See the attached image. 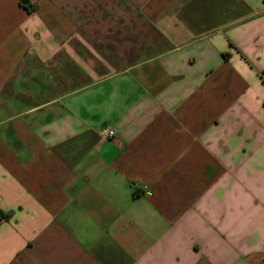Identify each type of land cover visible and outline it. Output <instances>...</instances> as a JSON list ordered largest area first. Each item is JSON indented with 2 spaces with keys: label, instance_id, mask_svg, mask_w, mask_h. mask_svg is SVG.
Returning <instances> with one entry per match:
<instances>
[{
  "label": "crops",
  "instance_id": "1",
  "mask_svg": "<svg viewBox=\"0 0 264 264\" xmlns=\"http://www.w3.org/2000/svg\"><path fill=\"white\" fill-rule=\"evenodd\" d=\"M27 3L0 0V264H264V0Z\"/></svg>",
  "mask_w": 264,
  "mask_h": 264
},
{
  "label": "built area",
  "instance_id": "2",
  "mask_svg": "<svg viewBox=\"0 0 264 264\" xmlns=\"http://www.w3.org/2000/svg\"><path fill=\"white\" fill-rule=\"evenodd\" d=\"M101 136L104 138H114L116 136V130L113 128L102 129L100 132Z\"/></svg>",
  "mask_w": 264,
  "mask_h": 264
},
{
  "label": "trees",
  "instance_id": "3",
  "mask_svg": "<svg viewBox=\"0 0 264 264\" xmlns=\"http://www.w3.org/2000/svg\"><path fill=\"white\" fill-rule=\"evenodd\" d=\"M28 0H20V3L22 4V5H24L25 7H29V5H28Z\"/></svg>",
  "mask_w": 264,
  "mask_h": 264
}]
</instances>
